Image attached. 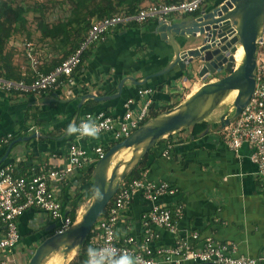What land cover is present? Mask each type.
Here are the masks:
<instances>
[{"label": "crops", "instance_id": "crops-1", "mask_svg": "<svg viewBox=\"0 0 264 264\" xmlns=\"http://www.w3.org/2000/svg\"><path fill=\"white\" fill-rule=\"evenodd\" d=\"M70 3L80 5L87 11L85 16L75 15L72 17L74 19L69 20L73 22L67 28L69 42L62 36L55 39L43 37L46 42L21 35L18 37L20 40L14 37L11 39L8 49L20 51V58H15L13 64L20 72L21 79L31 82L33 75L25 53L26 42L35 44L42 71L50 72L83 43L89 30H83L84 22L92 23L102 18L99 17L101 13H117L131 6L124 0H70ZM152 3L151 0H142L139 9ZM210 3L214 4V1ZM203 9L206 10V4ZM182 19L176 17L173 21ZM79 25L83 38L74 41V52L65 58L56 55L50 44L52 40L73 44L72 33ZM156 27L157 22H149L112 30L106 41L87 50L82 64L62 89L28 97H11L0 92V138L9 134L13 136L8 147L0 148V166L15 163L17 173L25 176L31 175L34 167L41 168L45 162L63 169L68 163V148L75 142L88 149L93 159V147L103 146L107 151L111 137L99 135V139L85 137L78 141L77 136H69L66 129L77 115V122L88 113L106 112L120 116L124 113L126 100L133 98L142 105L144 99L138 97L140 89L153 90L151 116L162 115L178 103L181 95H186L184 90L190 88L192 83L194 88L191 93L195 88L216 80L218 75L222 77L227 74L222 72L203 81L197 75L196 66L194 70L187 68L185 71L176 67L168 74L156 77L155 74L174 58L173 49L161 39ZM177 39L183 49L201 45L188 42L184 37ZM124 79L126 81L118 98L106 102L88 100L79 108L81 97L86 94H117ZM220 117L207 120L209 127L204 132L194 134L193 127L180 131L156 145L149 153L146 168L150 169L151 180L166 181L178 190L175 196L162 197L159 203L168 207L178 203L184 205V215L178 221L177 235L161 231L160 240L153 246H173L178 238H187L190 233L198 232L202 240L213 238L219 243L236 246V256L259 259L264 254V180L257 174V167L250 158L251 149L247 145L235 153L223 142L218 131ZM33 128L44 137L24 141L35 133ZM11 145L12 150L5 158ZM166 152L169 157H164ZM95 164L94 160L89 163L87 171L94 168ZM82 173L75 172L66 180L56 178L50 182L51 189L67 212L73 209L77 194L81 190L84 192ZM83 200L79 204L77 218L85 211L83 206L88 200ZM150 209L151 204L146 199L141 195L136 196L131 210L123 219L120 229L122 234L129 232L141 238L143 216ZM59 225V222L43 211L31 209L26 212L19 219L21 241L8 255L9 264H29L37 248L56 234ZM4 234V227L0 225V239ZM198 247L202 248V244L199 243Z\"/></svg>", "mask_w": 264, "mask_h": 264}, {"label": "built area", "instance_id": "built-area-1", "mask_svg": "<svg viewBox=\"0 0 264 264\" xmlns=\"http://www.w3.org/2000/svg\"><path fill=\"white\" fill-rule=\"evenodd\" d=\"M207 0H184L179 3L157 1L136 12H120L94 20L81 46L50 72L41 69V61L32 42H26L25 53L32 70V80L7 79L0 73V92L11 97L41 96L62 89L82 63L84 52L91 46L107 40L109 33L118 27L143 25L149 22H171L176 17L194 16L205 11ZM199 13V14H200ZM256 88L248 105L240 116L225 126L220 134L227 147L237 153L242 146L251 149V161L257 167L258 176L264 180V38L257 42ZM152 89H140L138 97L144 102L139 105L136 99L124 103V113L114 116L106 112L85 114L77 122L80 124L91 117L101 128L99 135L111 137L109 147L132 136L152 113ZM32 131L38 133L33 128ZM78 141L85 137L77 136ZM13 136L0 138V148L8 147ZM88 149L78 142L70 144L67 153V166L63 169L45 162L41 168L34 167L31 175H19L15 163L0 166V225L4 227V237L0 239V264H9V254L21 241L19 219L31 209L47 213L60 223L56 234L67 231L75 221L65 210L62 201L51 189L53 179H68L75 172H86L88 164L102 159L106 154L103 146ZM169 157V153H164ZM19 162V160L17 161ZM178 190L166 181H153L150 169H142L139 176L121 182L120 188L86 239L88 247L98 249L114 248L120 254L139 258V264H261L259 259L236 256L237 248L232 244L219 243L213 238L202 240L198 232L190 233L187 238H178L173 246L154 247L161 231L174 235L178 232V221L184 215V205L162 206L159 201L165 196H175ZM141 195L151 204V209L142 220V237L137 238L129 232H121L123 219L132 208L136 196ZM78 219V218H77ZM128 230L130 228H127ZM202 244V248L198 244ZM88 259V257H87Z\"/></svg>", "mask_w": 264, "mask_h": 264}, {"label": "water", "instance_id": "water-1", "mask_svg": "<svg viewBox=\"0 0 264 264\" xmlns=\"http://www.w3.org/2000/svg\"><path fill=\"white\" fill-rule=\"evenodd\" d=\"M224 10L228 12L220 14ZM156 32L174 52L173 60L157 72L156 77L166 75L176 67L185 71L187 68L194 70L196 66L197 75L203 81L222 72L227 75L205 83L183 103L163 115L149 119L130 138L109 148L94 166L90 206L67 231L45 240L29 264H43L50 255L61 249L63 264L70 263L118 192L121 182L126 180L156 145L180 131L207 121L216 109L235 96L228 111L220 117L218 131H221L240 116L252 98L256 88L257 42L264 38V0H224L216 8L202 11L197 16H186L180 21L159 22ZM179 37L201 45L183 49L177 39ZM240 46L244 48L245 54L238 64L236 52ZM125 81L120 83L119 92L115 95L82 96L79 108L88 100L106 102L118 98ZM235 92L237 95H234ZM77 119L78 115L73 122L77 123ZM41 137L44 136L35 132L24 141ZM12 147L8 148L5 158L9 156ZM128 148L132 149L129 155L112 165L115 157ZM97 190L103 195L102 200L95 198Z\"/></svg>", "mask_w": 264, "mask_h": 264}, {"label": "rangeland", "instance_id": "rangeland-1", "mask_svg": "<svg viewBox=\"0 0 264 264\" xmlns=\"http://www.w3.org/2000/svg\"><path fill=\"white\" fill-rule=\"evenodd\" d=\"M157 1H165V0H151V2H154V3ZM211 1H214V4L210 3ZM223 2L224 0H221V1L220 0H207L205 3L206 10L210 11L216 8L217 6H219ZM0 3H6L7 5L11 7V10H9L4 15L2 20L6 22L7 28L10 29L13 37L16 38L17 40H20V38L18 37H20L21 35L24 38H28V39L33 38V39H37L39 42H46L40 30L41 26L48 25L49 27H55L63 23H67V21L71 19H74L72 17H74L75 15L76 16L79 15V17L85 16L84 14L87 11L80 5H74L73 3L71 4L70 0H0ZM121 11L119 10L117 11V13ZM20 14H22L21 20L19 17ZM184 18L186 17H183V19ZM83 25L86 26L87 25L86 22H84ZM72 35L74 38L73 44L71 43L68 45V44L62 43L61 40H52V43L50 44L51 46L53 45L52 48H53V51L57 53L56 55L65 58L68 55H70L72 52H74L72 51L74 43H75L74 41H80V39L83 38L82 36L83 31L80 25L74 28V33H72ZM10 41L8 45H10ZM74 50H75V47H74ZM5 51H7V53H10L11 55L10 61L12 64L15 58L17 57L20 58V51L18 49H11V48L8 49V46H7ZM226 75L227 74H223L222 77ZM218 76L219 77H216V80L222 78L221 75H218ZM216 80H213V81H216ZM193 87H194V83H192V86L190 88H186L184 90L185 92L184 94L186 95H181L180 96L181 99L172 108H175L179 104L183 103L188 98V96L192 94L191 90ZM234 98L235 96L231 97L223 105H221L218 109H216L212 113V115L208 118V120L216 119L219 116H222L223 114H225L228 111L229 105L230 103L233 102ZM151 118H154V117L150 116V119ZM127 152L124 151L118 154L115 157L112 165H116L121 160V158L127 157L129 154ZM92 191H93V188H92ZM90 203H91V199L85 202L83 209L86 210L90 206ZM80 250H81V247L77 249L76 254L74 255L72 261L68 264H78L79 263L80 259L78 256H79ZM63 257L64 255L62 253V250H60L59 252L50 255V257L46 259L43 264H63Z\"/></svg>", "mask_w": 264, "mask_h": 264}, {"label": "trees", "instance_id": "trees-1", "mask_svg": "<svg viewBox=\"0 0 264 264\" xmlns=\"http://www.w3.org/2000/svg\"><path fill=\"white\" fill-rule=\"evenodd\" d=\"M78 1L81 2L82 0L81 1L78 0ZM124 1L131 4V6H129L128 8H126L123 11L133 13L139 9V3L142 0H124ZM182 1H184V0H165L164 2L170 4V3H179ZM9 10H11V7L9 5H7L6 3H0V73H1V75H3L7 79L21 80L20 72H18L16 67L10 61V59H11L10 53H7V51H5L7 46H8L9 41L13 38V35H12L10 29L7 28V26H6V22L2 20L4 15ZM123 11H121V12H123ZM118 13H120V12H118ZM199 13H200V11H198L196 14H194V16L199 15ZM112 14H115L114 11H109V12L106 11L105 13H101L99 17L103 18L106 16H110ZM21 16H22V14L19 15L20 20L22 19ZM71 24H73V22L67 21V23H63V24L55 26V27H49L48 25H43V26H41L40 30L42 32V36L45 38L55 39L59 36H62L66 39L67 42H69L70 36H69V31L67 28ZM86 24L87 25L84 26V28H83L84 31L87 30L88 28H90V25H91L90 21L86 22ZM87 50L84 52V54L82 56V61L87 54ZM157 116H160V115L159 114L154 115V117H157ZM208 127H209V123L207 121L201 122V123L193 126V133L194 134L202 133L206 129H208ZM163 142L164 141L160 142L159 144H162ZM149 153L140 162L139 166L130 172V174L126 178L127 180L138 177L140 171L147 167ZM93 171H94V168H90L85 173H82L81 185L83 186L84 192H81L82 191L81 190L79 192V194H77V196L74 199L73 209L70 212V215L74 221L77 220V216H78L77 210H78L80 202H83V198L86 200L91 199V196L93 193L92 188H93V181H94ZM78 257L80 259L78 264H86V261H87V243L86 242L81 246V250H80Z\"/></svg>", "mask_w": 264, "mask_h": 264}, {"label": "clouds", "instance_id": "clouds-1", "mask_svg": "<svg viewBox=\"0 0 264 264\" xmlns=\"http://www.w3.org/2000/svg\"><path fill=\"white\" fill-rule=\"evenodd\" d=\"M101 128L89 117L86 121L76 124L72 122L68 125L66 132L69 136L88 137L91 139H99ZM98 200L103 199V195L97 190L95 197ZM86 264H139V258L129 254H120L117 258L114 248L98 249L95 247H88Z\"/></svg>", "mask_w": 264, "mask_h": 264}, {"label": "bare ground", "instance_id": "bare-ground-1", "mask_svg": "<svg viewBox=\"0 0 264 264\" xmlns=\"http://www.w3.org/2000/svg\"><path fill=\"white\" fill-rule=\"evenodd\" d=\"M227 12H228V10H227V11L224 10L223 12H220V14H221V13L226 14ZM220 14H219V15H220ZM244 54H245L244 48L240 46L239 49H238V51L236 52V61H237L238 64L242 62V60H243V58H244ZM196 87H197V86H196ZM193 88H194V87H193ZM198 88H199V87H198ZM198 88H195V90L193 89L194 92H195ZM194 92H193V93H194ZM190 95H191V94H190ZM190 95H189V96H190ZM234 95H237V92H235ZM189 96H188V97H189ZM131 150H132L131 148H130V149L128 148V149H126L125 151H126V152L128 151L127 153H129V152H131ZM123 152H124V151H123ZM128 155H129V154H128ZM121 159H122V158H121ZM61 250H62V249H61ZM59 251H60V250H59Z\"/></svg>", "mask_w": 264, "mask_h": 264}]
</instances>
